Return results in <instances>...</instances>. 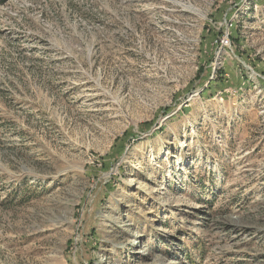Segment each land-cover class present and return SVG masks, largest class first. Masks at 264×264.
Returning <instances> with one entry per match:
<instances>
[{
	"label": "rangeland",
	"instance_id": "374dc122",
	"mask_svg": "<svg viewBox=\"0 0 264 264\" xmlns=\"http://www.w3.org/2000/svg\"><path fill=\"white\" fill-rule=\"evenodd\" d=\"M0 264H264V0L0 5Z\"/></svg>",
	"mask_w": 264,
	"mask_h": 264
},
{
	"label": "trees",
	"instance_id": "16d2710c",
	"mask_svg": "<svg viewBox=\"0 0 264 264\" xmlns=\"http://www.w3.org/2000/svg\"><path fill=\"white\" fill-rule=\"evenodd\" d=\"M6 2V0H0V5H3Z\"/></svg>",
	"mask_w": 264,
	"mask_h": 264
}]
</instances>
